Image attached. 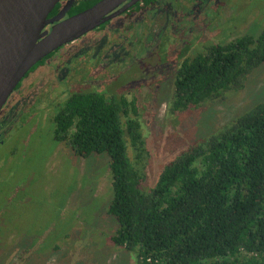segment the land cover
<instances>
[{
	"label": "rangeland",
	"instance_id": "obj_1",
	"mask_svg": "<svg viewBox=\"0 0 264 264\" xmlns=\"http://www.w3.org/2000/svg\"><path fill=\"white\" fill-rule=\"evenodd\" d=\"M170 3L168 0L167 5ZM205 3L209 15L219 6L224 8L219 21L211 25L217 31V24H221L215 36L210 30L186 33L185 44L177 38L171 46L160 37L164 49L157 54L145 49L140 66L129 65L131 59L126 57L122 69L105 72L108 77L101 85L108 87L119 102L126 101L130 110L138 109L139 117L122 122L128 154L135 166L137 158L127 122L139 119L143 126L149 155L136 167L143 168L150 188L165 166L190 146L221 133L264 103L263 64L241 90L227 94L223 100L170 112L185 45L188 50L199 40L208 45L228 44L246 35L258 37L264 29V0ZM157 9L164 10L162 6ZM192 10L181 22L177 19V26L181 23L189 30L198 25L191 19ZM108 35L104 33V41L99 42L105 43ZM79 44L83 51L88 50L87 43ZM59 54L66 55L64 60L56 55L23 80L0 116V264H138L139 250L130 252L113 241L119 224L109 212L114 196L109 157L82 158L68 143L55 140L59 108H52L60 107L65 100L63 94L70 92L71 86L64 82L66 67H76L71 53ZM72 74L71 69L68 78L72 79ZM26 87L28 92L23 91Z\"/></svg>",
	"mask_w": 264,
	"mask_h": 264
},
{
	"label": "trees",
	"instance_id": "obj_2",
	"mask_svg": "<svg viewBox=\"0 0 264 264\" xmlns=\"http://www.w3.org/2000/svg\"><path fill=\"white\" fill-rule=\"evenodd\" d=\"M263 64L264 29L211 46L179 69L170 112L223 100ZM103 91L70 96L55 115L54 135L82 158L109 157L115 245L139 250L138 264H264V103L190 146L150 188L136 167L149 155L143 126L127 122L135 166L122 122L139 117L138 109Z\"/></svg>",
	"mask_w": 264,
	"mask_h": 264
},
{
	"label": "flooded vegetation",
	"instance_id": "obj_3",
	"mask_svg": "<svg viewBox=\"0 0 264 264\" xmlns=\"http://www.w3.org/2000/svg\"><path fill=\"white\" fill-rule=\"evenodd\" d=\"M101 1L103 0H60L48 16V21H53V23L48 24L44 29L42 38L46 37L59 23L84 13ZM169 1L171 3L168 6V0H140L123 13L108 20L106 23L101 24L74 42L61 47L47 56L44 60L38 63L25 76V78H27L31 72L43 65L47 60L56 58V55L64 60L63 58L66 55L59 54L61 51H64L65 53L68 52L72 54L71 56L74 58L73 61L76 64V67H70V65L66 67L67 75L64 82H67V85H70L71 87L68 94H63V99L65 100L61 103L60 107L70 96L90 90L98 91L103 89L104 95L108 99H111L113 96L109 93V88H101V85L105 83L106 77H108L105 72L111 68L122 69L126 57L131 59L129 65L140 66L144 63L141 55L145 49H150V53L157 54L159 50L165 48L164 44L162 45L160 42V37L161 39H165L167 45L171 46L172 42L177 38L184 43L187 36L186 33L200 34L206 30H210L213 33V36L217 34L219 25L221 24H217V31H215V27H212L211 25L214 22L219 21L218 19L222 16L224 8L222 10V7L219 6L215 13L209 15L208 6L205 3L208 0ZM130 2L131 1H127L109 14V16L116 14ZM159 6H162L164 10L160 11L157 9ZM166 6L172 7V9L168 10V7ZM190 8H193L191 19L192 21L195 19L198 25L194 29L187 30V28H185L186 26L181 23L177 26V19L181 22L187 14H189ZM106 32L109 33V37L107 36V41L102 44L100 42L104 41L103 35ZM82 41L89 45L88 50L83 51L84 49L79 44ZM218 44L220 43L218 42L216 45ZM99 45L100 47H98ZM211 46L215 45H208V43H202L200 40L188 50H186L185 45V50L183 51L186 52V55L181 56L179 69L185 61L206 53L207 49ZM69 67L73 72L72 79L68 78L69 73L71 72V69H67ZM143 70L145 69H142V72ZM58 72H62L61 68H59ZM23 80L17 86L13 94L19 90ZM70 81L71 83H69ZM126 84L130 85V82ZM44 85L45 84L42 85L41 90ZM27 88L28 87L24 88L23 91L28 92L30 89L28 90ZM40 91L37 92L38 95H40ZM13 94L11 96H13ZM59 104L60 103H58V105ZM48 107L50 109L52 108V101L49 102ZM60 107L58 106L52 109ZM0 143L3 144V140H0Z\"/></svg>",
	"mask_w": 264,
	"mask_h": 264
},
{
	"label": "water",
	"instance_id": "obj_4",
	"mask_svg": "<svg viewBox=\"0 0 264 264\" xmlns=\"http://www.w3.org/2000/svg\"><path fill=\"white\" fill-rule=\"evenodd\" d=\"M59 1L0 0V113L17 86L38 63L140 0H103L59 23L42 38L44 29L53 23L48 21V16ZM127 1L131 2L109 16Z\"/></svg>",
	"mask_w": 264,
	"mask_h": 264
}]
</instances>
